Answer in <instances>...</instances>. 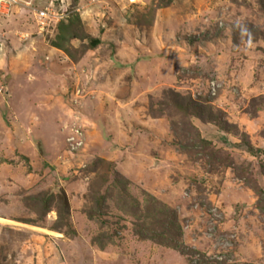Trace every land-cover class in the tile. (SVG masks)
I'll return each instance as SVG.
<instances>
[{
    "label": "rangeland",
    "instance_id": "374dc122",
    "mask_svg": "<svg viewBox=\"0 0 264 264\" xmlns=\"http://www.w3.org/2000/svg\"><path fill=\"white\" fill-rule=\"evenodd\" d=\"M36 5L0 14V264H264V0Z\"/></svg>",
    "mask_w": 264,
    "mask_h": 264
},
{
    "label": "built area",
    "instance_id": "2783aa9c",
    "mask_svg": "<svg viewBox=\"0 0 264 264\" xmlns=\"http://www.w3.org/2000/svg\"><path fill=\"white\" fill-rule=\"evenodd\" d=\"M128 1L131 3V2H143L144 0H128ZM12 5L22 6L23 8H27L33 11L36 9V7H38L36 5V0H0V14L1 13L7 14L10 11ZM45 12L46 11L44 9L37 11L39 16L45 15Z\"/></svg>",
    "mask_w": 264,
    "mask_h": 264
},
{
    "label": "trees",
    "instance_id": "16d2710c",
    "mask_svg": "<svg viewBox=\"0 0 264 264\" xmlns=\"http://www.w3.org/2000/svg\"><path fill=\"white\" fill-rule=\"evenodd\" d=\"M98 43H99V41H98L97 39H94V40H92V43H91V44H92L93 46H95V45H97Z\"/></svg>",
    "mask_w": 264,
    "mask_h": 264
},
{
    "label": "clouds",
    "instance_id": "9594fccd",
    "mask_svg": "<svg viewBox=\"0 0 264 264\" xmlns=\"http://www.w3.org/2000/svg\"><path fill=\"white\" fill-rule=\"evenodd\" d=\"M37 1V0H36ZM127 2H129L128 0H127ZM131 3H139V2H131Z\"/></svg>",
    "mask_w": 264,
    "mask_h": 264
}]
</instances>
